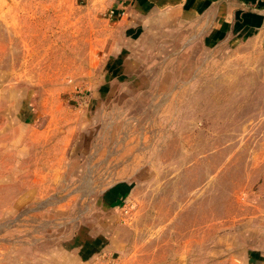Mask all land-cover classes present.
<instances>
[{
	"label": "rangeland",
	"instance_id": "374dc122",
	"mask_svg": "<svg viewBox=\"0 0 264 264\" xmlns=\"http://www.w3.org/2000/svg\"><path fill=\"white\" fill-rule=\"evenodd\" d=\"M77 4L0 0V264H264L259 47Z\"/></svg>",
	"mask_w": 264,
	"mask_h": 264
},
{
	"label": "crops",
	"instance_id": "0c3cea01",
	"mask_svg": "<svg viewBox=\"0 0 264 264\" xmlns=\"http://www.w3.org/2000/svg\"><path fill=\"white\" fill-rule=\"evenodd\" d=\"M100 21L105 11L114 10L112 25L122 43L111 67L119 70L133 56L134 42L150 35L163 36L182 26H195L206 43L216 45L221 38L237 39L245 46L259 47L246 55L264 60V3L257 0H76ZM110 16V14H109ZM111 17V16H110ZM264 70V65L260 66Z\"/></svg>",
	"mask_w": 264,
	"mask_h": 264
},
{
	"label": "built area",
	"instance_id": "2783aa9c",
	"mask_svg": "<svg viewBox=\"0 0 264 264\" xmlns=\"http://www.w3.org/2000/svg\"><path fill=\"white\" fill-rule=\"evenodd\" d=\"M118 1L121 2V3H123V2L130 1V0H118ZM257 2H263L264 3V0H257ZM109 14H110L111 17H114L115 11L112 10Z\"/></svg>",
	"mask_w": 264,
	"mask_h": 264
}]
</instances>
